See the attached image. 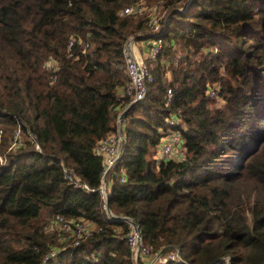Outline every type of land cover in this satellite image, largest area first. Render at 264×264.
Listing matches in <instances>:
<instances>
[{
    "label": "trees",
    "instance_id": "1",
    "mask_svg": "<svg viewBox=\"0 0 264 264\" xmlns=\"http://www.w3.org/2000/svg\"><path fill=\"white\" fill-rule=\"evenodd\" d=\"M137 1L0 0V129L24 138H0V264H146L160 249L178 258L149 264H264V0H161L152 80L126 104L122 43L148 36L146 14L120 11ZM125 106L105 203L138 227L149 256L136 261L101 208L92 153ZM169 129L181 160L154 155ZM60 162L95 190L65 181ZM56 213L95 228L73 244L49 227Z\"/></svg>",
    "mask_w": 264,
    "mask_h": 264
},
{
    "label": "built area",
    "instance_id": "2",
    "mask_svg": "<svg viewBox=\"0 0 264 264\" xmlns=\"http://www.w3.org/2000/svg\"><path fill=\"white\" fill-rule=\"evenodd\" d=\"M161 0L153 1L152 3L146 4L143 0L127 4L122 7V13H128L132 15L136 14H146V19L143 21L142 30L137 33H141L143 36H148V41L145 43L144 53L141 55L136 47L134 46V37L128 36L122 43L121 47V62L126 76V84L122 89L119 90L121 96L126 97V104L134 102L143 97L146 86L152 80L151 75V65L152 62L160 49L161 38L160 33L162 31V21L165 16V8L161 5ZM73 44V39L69 38L67 40V49ZM88 44L86 41L83 42V47ZM45 65L51 69L55 68L56 62L53 58H48L45 61ZM215 85L207 89L209 95H215ZM171 100V90L170 87H166L163 92V103L169 105ZM119 114V113H118ZM116 115L114 121L113 130L109 131L105 136L98 139L94 146L92 147V153L99 157L100 159V170H99V184L96 187V191L99 193L101 198V208L103 209L107 217H118L124 223V232L122 234L129 256L133 260L137 258H147L149 256L148 246L141 240V235L138 227L135 223L126 215L116 216L111 211L107 212L105 210V199H106V175L111 166L118 159L121 152L122 143V131H121V118ZM179 122L178 117L171 113L165 118V123L167 125H172L173 123ZM18 130H14L9 146H14L20 143V135L17 133ZM159 158L181 160L184 158V149L180 145V139L176 130L169 129L162 137L159 138L158 142ZM34 147L38 149L37 144ZM158 158V157H157ZM60 174L61 177L71 183L73 186L86 190L93 191L95 188L87 185L85 182L79 179V176L75 171L67 166L66 164L60 162ZM124 177L123 172H120V180ZM50 228H56L60 230L64 236L71 239L73 244H77L82 237L91 233L95 228L91 221L85 220L83 218H65L61 214H54L49 222ZM62 234V235H63ZM52 256V252L48 254ZM91 256V254H90ZM178 255L175 251L167 253V255H155L150 260L149 264L154 260L164 261V260H175Z\"/></svg>",
    "mask_w": 264,
    "mask_h": 264
},
{
    "label": "rangeland",
    "instance_id": "3",
    "mask_svg": "<svg viewBox=\"0 0 264 264\" xmlns=\"http://www.w3.org/2000/svg\"><path fill=\"white\" fill-rule=\"evenodd\" d=\"M175 55H176V54H174V56H175ZM168 60H169V59H165V57H161L160 65L162 64L163 66H165V65H164V62L167 63ZM174 60H175V59H173L172 61H174ZM153 65H154V62H153ZM212 97H215V98H214V102H215L214 105H221V104H222L221 100H219L215 95H212ZM14 130H15V129H13V130L10 129V131H9L8 133L3 134V132H2L1 129H0V138H2L3 135H5L6 138H8V141H9V143H10V141H11V136H12ZM17 133H18V132H17ZM18 134H19V133H18ZM20 134H21V133H20ZM20 134H19V135H20ZM20 139H24L22 135H20ZM157 147H158V145H156V147H155V153H154V155H155V157H158V158H159V150H158Z\"/></svg>",
    "mask_w": 264,
    "mask_h": 264
},
{
    "label": "crops",
    "instance_id": "4",
    "mask_svg": "<svg viewBox=\"0 0 264 264\" xmlns=\"http://www.w3.org/2000/svg\"><path fill=\"white\" fill-rule=\"evenodd\" d=\"M148 41L147 38L145 39H139L134 41V46L136 47L137 51L142 55L145 50V43ZM164 76L168 78V72L164 73ZM162 137V136H161Z\"/></svg>",
    "mask_w": 264,
    "mask_h": 264
},
{
    "label": "water",
    "instance_id": "5",
    "mask_svg": "<svg viewBox=\"0 0 264 264\" xmlns=\"http://www.w3.org/2000/svg\"><path fill=\"white\" fill-rule=\"evenodd\" d=\"M134 102H135V101H134ZM126 108H127V106H125L124 108H122V109L120 110V112H119V114H118V117H119V118L122 117V115H123V113L125 112ZM105 210H106L107 212H110V210L108 209L106 203H105ZM161 251H162V249H160V250L157 252L156 255H159V254L161 253Z\"/></svg>",
    "mask_w": 264,
    "mask_h": 264
}]
</instances>
